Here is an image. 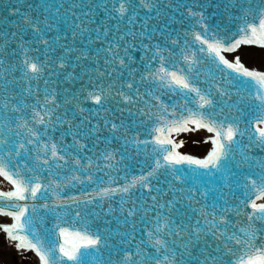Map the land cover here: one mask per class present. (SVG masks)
I'll return each instance as SVG.
<instances>
[{"label": "snow or ice", "instance_id": "1", "mask_svg": "<svg viewBox=\"0 0 264 264\" xmlns=\"http://www.w3.org/2000/svg\"><path fill=\"white\" fill-rule=\"evenodd\" d=\"M242 46L264 0H0V231L36 264H264ZM201 129L203 158L177 150Z\"/></svg>", "mask_w": 264, "mask_h": 264}, {"label": "rangeland", "instance_id": "2", "mask_svg": "<svg viewBox=\"0 0 264 264\" xmlns=\"http://www.w3.org/2000/svg\"><path fill=\"white\" fill-rule=\"evenodd\" d=\"M234 55H239L246 67L258 70L264 69V48L259 46H242L236 53L229 54L228 58L232 59ZM181 140L183 141V151L186 153L202 156L207 151V147L204 146L205 143L200 142L196 138L186 135ZM30 258L29 256L20 255L8 243L3 231H0V264H33V259L31 258V260Z\"/></svg>", "mask_w": 264, "mask_h": 264}, {"label": "water", "instance_id": "3", "mask_svg": "<svg viewBox=\"0 0 264 264\" xmlns=\"http://www.w3.org/2000/svg\"><path fill=\"white\" fill-rule=\"evenodd\" d=\"M189 39L191 40V37H189ZM261 126H264V125H261ZM190 127V126H189ZM143 131V130H142ZM183 133H185V132H182V133H179V134H173V136L174 135H181V134H183ZM142 138H143V136H142ZM178 150V149H177ZM97 175H102V173H98ZM207 179V178H206ZM209 186L211 187V184H209ZM70 194H77V193H75V192H72V193H70ZM236 195L237 196H239L240 195V193L239 192H237L236 193ZM210 199V198H209ZM252 199H255V195L253 194V196H252ZM257 203H264V199H261V200H257L256 201ZM247 210H249L250 211V208L249 209H247Z\"/></svg>", "mask_w": 264, "mask_h": 264}, {"label": "built area", "instance_id": "4", "mask_svg": "<svg viewBox=\"0 0 264 264\" xmlns=\"http://www.w3.org/2000/svg\"><path fill=\"white\" fill-rule=\"evenodd\" d=\"M0 185H3V186H5V184H3L1 181H0Z\"/></svg>", "mask_w": 264, "mask_h": 264}, {"label": "bare ground", "instance_id": "5", "mask_svg": "<svg viewBox=\"0 0 264 264\" xmlns=\"http://www.w3.org/2000/svg\"><path fill=\"white\" fill-rule=\"evenodd\" d=\"M180 137V136H179ZM182 138H179L178 140L180 141Z\"/></svg>", "mask_w": 264, "mask_h": 264}]
</instances>
